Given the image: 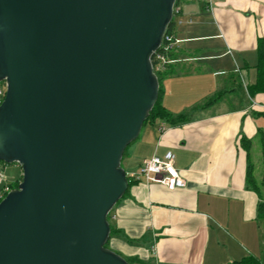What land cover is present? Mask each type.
Returning a JSON list of instances; mask_svg holds the SVG:
<instances>
[{
    "label": "water",
    "instance_id": "1",
    "mask_svg": "<svg viewBox=\"0 0 264 264\" xmlns=\"http://www.w3.org/2000/svg\"><path fill=\"white\" fill-rule=\"evenodd\" d=\"M177 0H0V264H130L106 247Z\"/></svg>",
    "mask_w": 264,
    "mask_h": 264
},
{
    "label": "crops",
    "instance_id": "2",
    "mask_svg": "<svg viewBox=\"0 0 264 264\" xmlns=\"http://www.w3.org/2000/svg\"><path fill=\"white\" fill-rule=\"evenodd\" d=\"M176 16L175 73L163 82L164 106L178 114L215 93L226 95L192 119L148 122L122 161L129 175L154 155L174 156L183 188L137 180L110 213L118 233L109 247L134 264H225L255 255L264 262V93L256 81L264 0H181ZM165 126V128H164ZM259 192L248 187L247 150Z\"/></svg>",
    "mask_w": 264,
    "mask_h": 264
},
{
    "label": "trees",
    "instance_id": "3",
    "mask_svg": "<svg viewBox=\"0 0 264 264\" xmlns=\"http://www.w3.org/2000/svg\"><path fill=\"white\" fill-rule=\"evenodd\" d=\"M180 1L181 0L176 1L175 8H177L179 6ZM176 16H177V12H174V18L170 22V24L167 28V31H166V35H170L173 39L176 38V30H175L176 24H177L176 23ZM159 51H163V47H160L157 52H159ZM165 56L168 59H174L175 60L177 58L175 50H171L169 52H166ZM153 65H154L155 73H156L158 80H159L160 93H159V97H158V100H157L154 108L150 111V113H149V115H148V117L144 123V126L148 122H153V121H156L157 119H163L170 125H179V124L188 122L192 119V113L193 112H195L197 110H201V109H206V108L213 106L214 104L219 102L227 93L226 91H221V92L215 93L214 95L206 98L203 102L192 106L188 111L175 114V113L171 112L170 110H168L162 102L163 90H164L163 89V82L166 78H168L169 76H171L172 74L175 73L174 67L171 63H165V64H163L162 69L157 70L156 69L155 56H153ZM255 68H256V81L250 85H247L246 87H244L242 85V83L240 84L241 90L244 92V95H249L250 97H254L257 94L264 93V37H261L258 40L257 63L255 65ZM251 144H252L251 140L247 139L246 137H242V145L247 150L246 152H247V157H248V164H247L248 187L259 192L260 186L256 182V179L254 176V164H253L252 159H251V153H250L251 152L250 151ZM21 181H22V176L17 178L14 182L10 183L11 188L12 189L18 188ZM131 184L132 183L130 182V185ZM261 184L264 186V177L262 179ZM1 200L2 199H0V201ZM258 219L259 220L264 219V201H260L258 204ZM117 233H118L117 229H115L111 225L110 238L112 236L116 235ZM106 247L110 248L109 247V240L106 243ZM124 258L130 264H134L136 261H138V259L135 257H124ZM225 264H264V262L259 257L255 256V255H248V256H245L244 258L240 259V260L228 262Z\"/></svg>",
    "mask_w": 264,
    "mask_h": 264
},
{
    "label": "built area",
    "instance_id": "4",
    "mask_svg": "<svg viewBox=\"0 0 264 264\" xmlns=\"http://www.w3.org/2000/svg\"><path fill=\"white\" fill-rule=\"evenodd\" d=\"M175 12H178V8H175ZM176 43V38L173 39L170 35L165 34L161 44L163 51L156 52L154 55L157 70L162 69L163 64L172 63L174 61V59H168L165 53L174 50ZM5 93L6 87H0V104L4 99ZM128 179L129 183L142 179L147 182H160L170 190L183 188L186 185L185 179L174 165V156L171 153H168L164 158L154 155L151 158L145 159L141 165L140 171L131 175L128 174ZM10 183L6 182L4 169L0 166V185L2 186L0 189V199H3L5 195L12 190Z\"/></svg>",
    "mask_w": 264,
    "mask_h": 264
},
{
    "label": "rangeland",
    "instance_id": "5",
    "mask_svg": "<svg viewBox=\"0 0 264 264\" xmlns=\"http://www.w3.org/2000/svg\"><path fill=\"white\" fill-rule=\"evenodd\" d=\"M0 87L5 88L6 84L5 82H0ZM0 166L4 169V174L6 177V182H14L17 178L21 177L23 178V170L22 167L19 164H6L2 161H0ZM2 186L0 185V189Z\"/></svg>",
    "mask_w": 264,
    "mask_h": 264
}]
</instances>
